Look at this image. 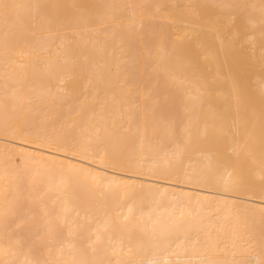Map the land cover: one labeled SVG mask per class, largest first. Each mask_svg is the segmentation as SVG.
<instances>
[{
  "label": "bare ground",
  "instance_id": "bare-ground-1",
  "mask_svg": "<svg viewBox=\"0 0 264 264\" xmlns=\"http://www.w3.org/2000/svg\"><path fill=\"white\" fill-rule=\"evenodd\" d=\"M0 264H264V0H0Z\"/></svg>",
  "mask_w": 264,
  "mask_h": 264
}]
</instances>
